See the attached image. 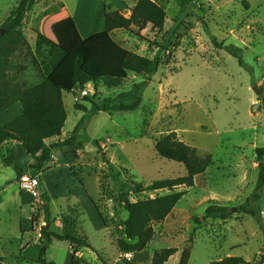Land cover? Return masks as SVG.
Returning a JSON list of instances; mask_svg holds the SVG:
<instances>
[{"label":"rangeland","instance_id":"374dc122","mask_svg":"<svg viewBox=\"0 0 264 264\" xmlns=\"http://www.w3.org/2000/svg\"><path fill=\"white\" fill-rule=\"evenodd\" d=\"M50 1L53 4L49 8L43 7L44 2ZM63 1L73 15L78 0ZM132 1L91 0L87 22L94 25L87 23V27L90 31L104 29L103 20L97 15L103 4L121 9L128 17L123 2L131 4ZM154 1L166 12L161 32L148 27L140 33L141 37L135 31H117L112 37L127 51L149 59L159 52L158 71L146 78L128 75L119 88L99 85L96 90L88 84L83 88L88 94L80 102L73 100L72 93L64 95L67 120L59 140L68 138L85 114L87 118L79 132L83 142L81 148L54 150L45 165L48 169L43 170L58 184L56 191L50 186L51 216L61 215L67 206H79L82 209L80 230L92 247V250L83 251L84 258L92 264H101L99 255L107 264H123L122 258L113 262L117 257L114 242L127 213L119 203L109 199L108 192L116 195L120 183L134 181L145 187L155 180L184 176L186 170L182 164L162 159L154 151L156 140L175 132L180 141L199 155H211L212 163L203 174L195 177L192 188L178 189L187 190V194L164 222L153 226V241L130 263L150 264L154 251L175 248L177 253L167 264H178L182 250L188 246L191 247L188 264H209L225 257L258 262L264 256V243L254 218L233 213L225 221L197 223V219H202L211 204L227 206L235 212L255 188V149L264 147V109L261 105L264 95V0H191L183 7L180 0ZM16 4L15 0H0V27ZM34 5L26 15L24 30L31 41V30L37 29L34 18L41 20L57 12L58 1L35 0ZM70 14L63 9L58 20H51L48 30H44L53 43L67 50L69 36L77 33V40H81L87 34V29L82 30V36L78 33L79 24ZM207 32L223 47L237 48L244 67L224 49L215 48ZM45 47L36 54L34 49L27 51L26 48L17 52L12 78L18 85L25 87L36 83L37 66L48 53ZM110 57L115 59V50ZM143 82L147 84L138 110L92 114L96 108L93 104L99 106L105 99L115 98ZM75 105L84 106L86 111L76 110ZM15 117V109H9L0 115V125ZM95 141L100 142V149L94 145ZM5 144L0 150V255L9 253L6 264H20L13 260L17 239L26 231L29 238L23 245L33 241L43 223V200L35 201L29 193L19 191L20 178L13 167L32 158L21 150L8 153ZM9 154L14 156V162L7 167L5 162ZM24 175L38 180L41 177L40 173L35 174L34 168H29ZM41 188L39 186L37 191L42 195ZM90 199L99 207L106 227ZM137 199L138 195L131 194V201ZM251 208L260 213L264 224V203H252ZM34 214H40V218L32 226ZM56 242L45 251L46 259L66 264L67 244ZM31 250L28 255L36 252Z\"/></svg>","mask_w":264,"mask_h":264},{"label":"trees","instance_id":"16d2710c","mask_svg":"<svg viewBox=\"0 0 264 264\" xmlns=\"http://www.w3.org/2000/svg\"><path fill=\"white\" fill-rule=\"evenodd\" d=\"M15 1L17 2L15 9L0 27L1 30H5L4 33H0V115L16 103L20 104L22 111L13 120L0 125V150L5 143L18 144L32 158L31 164L13 167L17 178H20L29 168H34L35 174L43 173L46 163L50 161L51 154L56 149L81 148L83 142L79 139V132L86 121V114L68 138L59 140L67 120L63 102L64 93L70 94L74 89H83L88 84H92L96 90L99 85L119 88L128 75L133 74L146 78L158 71L161 65L159 52L151 59L140 56L122 48L114 41L112 35L117 31H135L137 36L141 37L140 33L148 27H151L153 31L161 32L164 28L166 12L154 0H137L129 10L128 17L121 10H114L111 5H104V29L86 39L80 38L81 40H77L79 39L77 33L72 34L67 39L70 46L67 50L53 43L44 34V30H48L49 22L55 17L54 15H49L44 19L43 33H37L35 43L31 47L23 33V27L26 15L33 8L35 0ZM190 1L180 0V5L186 6ZM207 34L215 48L224 49L228 55L238 60L241 67H244L245 64L237 48L223 47V44L218 42L213 35L209 32ZM45 46L48 47V53L37 66L36 83L25 87L18 85L12 78L13 60L17 52L26 48L27 51L34 49L36 54ZM112 50L116 51L115 59L110 57ZM146 84V82L135 84L130 91L120 93L112 99L107 98L99 106L93 104L96 108L92 114L138 110L142 104V94ZM261 105L264 109V95L261 97ZM75 109L86 111L82 105H75ZM94 145L100 149V142L95 141ZM154 151L162 159L182 164L186 174L177 178L155 180L145 187L134 181L129 184L120 183L116 195L108 192L109 199L119 203L127 213V218L114 242L117 252L121 255L141 253L148 248L155 237L153 226L164 222L178 202L187 194V190L178 191V189L192 188L195 177L203 174L212 163L211 155H199L194 148L180 141L175 132H170L156 140ZM255 155L257 178L251 196L245 203L237 206L235 212L227 206L211 204L205 209L202 219H197V223L206 220L225 221L233 213H244L255 219L262 232L264 243V224L261 215L251 208L252 203L260 201L264 203V147L256 148ZM9 157V160L5 162L7 167L14 162V156L9 154ZM39 186L42 187L41 212L44 222L39 230L40 237L37 243L41 252L36 260L26 258L21 260L35 264H55L46 259L45 251L53 241H58L67 242L70 245L72 256L68 264H92L80 256L83 251L92 250L88 238L80 230L82 209L77 205L68 207L59 216L61 232H56L53 226L55 219L50 213V197L43 189L42 177L39 179ZM158 192L166 193L151 196ZM131 194L138 195V199L131 201ZM90 201L102 225L106 227L99 207L92 199ZM39 218L40 214L32 215L31 225L35 226ZM25 233L27 232L22 231V234ZM32 243L27 242L23 247ZM176 253L175 248L154 251L150 264H167ZM97 256L101 264H107L99 255ZM190 256L191 247H185L178 264H188ZM6 260L7 258L0 257V262ZM122 262L123 264H134L127 262L124 258ZM209 264H264V256L254 263L247 262L240 257H225Z\"/></svg>","mask_w":264,"mask_h":264},{"label":"crops","instance_id":"0c3cea01","mask_svg":"<svg viewBox=\"0 0 264 264\" xmlns=\"http://www.w3.org/2000/svg\"><path fill=\"white\" fill-rule=\"evenodd\" d=\"M58 1V9H57V12H54V13H51L49 15H54L55 17L53 18L54 19V22L57 21L58 19H56L62 12H63V9H66L67 13L70 14V12L68 11V9L66 8V4L63 0H57ZM87 1V2H86ZM90 1L91 0H78V2H76V5H75V13L73 15H71V18L73 19V21L76 23V24H79V27H78V33L81 35V32L82 30L84 29H87V34L85 35V37H82V39H86L88 38L89 36L95 34V33H98V32H101V31H95L96 29H94V31H90V27H87L88 24L87 23H90L91 25L94 23L93 22H87L88 18H89V10H88V6H90ZM137 0H133L131 4H127L125 2H123V6L125 8L126 11H128L129 15H130V9L136 4ZM50 4V5H49ZM53 3L52 1H50V3H47V2H44L43 3V7L45 8H49V6H51ZM36 5V4H35ZM34 5V6H35ZM104 5L102 7H99V11L100 13H98V17L100 15V20H103V15H104ZM113 8V7H112ZM97 9V8H96ZM114 9V8H113ZM114 10H121V9H114ZM47 15V16H49ZM45 16L43 19L41 20H38L36 17L34 18V24L37 25V29L35 30H31L33 33V40H29L27 38V35L25 34V25L27 24L26 22V18L24 20V27H23V33L25 35V37L27 38L29 44L31 47H33L34 43H35V40H36V36H37V33H43L42 32V28H41V25H42V22L44 21V19L47 17ZM81 17V18H80ZM51 19V20H53ZM82 19V20H81ZM50 20V21H51ZM95 22V21H94ZM82 36V35H81ZM66 93L63 94V102H64V106H65V98H64V95ZM10 109H15V114L16 116L20 115L21 114V106L19 103H16L14 104ZM7 112V111H6ZM5 112V113H6ZM4 114V113H3ZM2 115V114H1ZM7 145L6 146V151L8 153L12 152L13 150H21L23 151V149L21 148L20 145L18 144H11V143H7L5 144ZM27 155V154H26ZM30 158V156H29ZM32 163V159H30V161L26 162L25 164H31ZM45 169H48V166H45L44 170ZM254 172L257 173V167L256 168H253ZM41 177H42V180H43V185H44V188L45 190L48 192L49 194V197H51V193H50V186L53 187V189L56 191L57 190V187H58V184H56L55 182H53V179H52V176L50 173H40ZM257 178V177H256ZM19 188V187H18ZM20 191V190H19ZM68 207H72L71 205L70 206H67L66 208ZM66 211V210H65ZM59 216L60 215H57L56 218H53L55 219L54 223L56 224V226H54V229L56 232L60 233L61 232V224H60V221H59ZM44 225V222L42 223V226ZM41 228V227H40ZM40 230V229H39ZM40 237V234L39 232H37V235H35V238L33 239V243L31 246H26V247H23V244L26 240H28L29 236H28V233L25 234V235H20V238L17 239V252L13 253V260L16 259V262L20 263V264H35V263H27V262H23L21 259L23 258H26V259H29V260H36L39 255H40V252H41V248L38 246V239ZM55 243V241H53L51 243V246H53V244ZM56 243H66L67 244V249H68V253H67V260H66V264L69 263L70 259H71V256H72V252H71V249H70V245L67 243V242H56ZM31 249H34L36 252H31L30 254L31 255H28V251H32ZM1 247H0V251H1ZM48 250V249H47ZM46 250V251H47ZM117 250V249H116ZM9 253L3 255V253H1L0 257H3V258H7L8 260V257H10V255H8ZM139 254L141 253H130L128 254L129 257H130V261H132L131 259H134V256H138ZM80 256H83V253H80ZM125 254L124 255H121L117 252V257L114 259V263L118 261V259L120 258H124ZM7 260L4 261V262H0V264H6L7 263ZM134 261V260H133ZM52 262V261H51Z\"/></svg>","mask_w":264,"mask_h":264},{"label":"built area","instance_id":"2783aa9c","mask_svg":"<svg viewBox=\"0 0 264 264\" xmlns=\"http://www.w3.org/2000/svg\"><path fill=\"white\" fill-rule=\"evenodd\" d=\"M73 100L80 102L83 98L87 96V91L85 89H74L72 91ZM19 190L22 192L29 193L33 200L40 201L41 194L37 191L39 187V180L37 177H32L29 175H22L18 181ZM124 259L130 262V257L128 254H125Z\"/></svg>","mask_w":264,"mask_h":264},{"label":"water","instance_id":"95a60500","mask_svg":"<svg viewBox=\"0 0 264 264\" xmlns=\"http://www.w3.org/2000/svg\"><path fill=\"white\" fill-rule=\"evenodd\" d=\"M4 32H5V30H1V29H0V33H4ZM255 89H256V87H255Z\"/></svg>","mask_w":264,"mask_h":264}]
</instances>
